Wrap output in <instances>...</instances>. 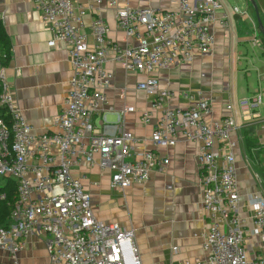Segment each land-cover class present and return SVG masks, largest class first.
<instances>
[{
  "label": "built area",
  "instance_id": "2783aa9c",
  "mask_svg": "<svg viewBox=\"0 0 264 264\" xmlns=\"http://www.w3.org/2000/svg\"><path fill=\"white\" fill-rule=\"evenodd\" d=\"M27 1L36 4L52 32L50 45H67L72 76L64 108L53 118L56 130L36 134L0 64V107L10 115L6 119L0 114V177L15 179L18 187L11 223L0 226V253L8 258L3 264H26L19 254L31 236L47 237L48 264H143L134 228L99 219L91 193L74 170L81 161L107 168L111 187L124 192L148 182L155 169L170 163L159 149L174 147L179 136L200 142L196 159L207 221L197 234L204 252L197 264H264V197L256 189L249 192V215H241L233 115L215 119L203 92L163 88L157 77L149 76L138 88L152 96L140 120L153 124V148L137 151L125 126L133 108L114 107L106 93L114 82V72L105 67L110 54L127 72H152L192 62L196 52L212 51L214 24L225 29L229 24L219 0H177L174 9L124 6L119 0H88L87 5L75 0ZM104 2L115 9L128 40L137 39L138 44L109 39L110 26L100 13ZM87 15H92V41L85 29ZM253 42L263 44L260 33ZM179 95L190 105L174 104ZM261 102L258 95L241 105L255 111ZM4 198L1 194L0 200ZM252 237L258 247L250 255L246 242Z\"/></svg>",
  "mask_w": 264,
  "mask_h": 264
},
{
  "label": "crops",
  "instance_id": "0c3cea01",
  "mask_svg": "<svg viewBox=\"0 0 264 264\" xmlns=\"http://www.w3.org/2000/svg\"><path fill=\"white\" fill-rule=\"evenodd\" d=\"M176 1L119 0L124 6L161 9L176 8ZM240 1L245 6V2ZM247 1L243 12L239 8L236 11L224 7L229 18L228 28L215 23L213 50L196 52L192 62L152 72H127L110 54L105 64L114 72V82L106 90L109 101L116 108H133L126 116L125 126L136 140L137 151L153 148V124L140 120L152 96L138 88L139 82L149 76L157 77L163 88L180 93L203 92L212 104L211 117L215 119L233 115L240 213L245 217L249 215V192L256 189L264 197V41L261 46L253 42L260 30L254 7ZM75 2L78 5L89 3L88 0ZM256 2L264 21V0ZM100 13L110 26V40L121 45L138 44L137 39L128 40L119 27L115 9L108 8L104 2ZM0 17L12 40V57L4 67L21 112L36 134L55 131L53 118L64 108L72 76L67 45L61 41L50 45L52 32L43 24L41 11L34 2L0 0ZM91 19L92 15L85 17L90 41L93 40ZM258 95L262 102L255 111L243 109V100ZM178 97L174 104L190 105L188 99ZM227 104L231 105V110L227 109ZM109 118L115 116L110 114ZM199 147L200 142L179 136L174 147L159 149L170 158V163L155 169L148 182L134 184L124 192L111 187V171L107 168L81 161L74 170L91 193L92 209L99 219L134 228L143 264H197L204 257L201 239L197 236L207 221L196 159ZM170 185L172 188H168ZM39 241L36 236L29 237L27 247L19 254L23 263L48 264L47 240L43 241L44 245ZM37 243L39 256L29 250ZM246 246L252 255L258 247L257 238H250ZM7 261L0 253V262Z\"/></svg>",
  "mask_w": 264,
  "mask_h": 264
},
{
  "label": "trees",
  "instance_id": "16d2710c",
  "mask_svg": "<svg viewBox=\"0 0 264 264\" xmlns=\"http://www.w3.org/2000/svg\"><path fill=\"white\" fill-rule=\"evenodd\" d=\"M261 37H262V40L264 41L263 34H261ZM11 57H12V40L5 27L3 19L0 17V64L2 66L7 65ZM0 114L6 119H8L10 116L1 107H0ZM1 194H4L5 198L0 200V226L6 227L11 223L9 220V215L12 211L14 203L16 202L18 198L17 181L13 178L4 179L3 185L0 187V195ZM0 264H3V263L0 262Z\"/></svg>",
  "mask_w": 264,
  "mask_h": 264
},
{
  "label": "rangeland",
  "instance_id": "374dc122",
  "mask_svg": "<svg viewBox=\"0 0 264 264\" xmlns=\"http://www.w3.org/2000/svg\"><path fill=\"white\" fill-rule=\"evenodd\" d=\"M245 3V6L242 5V1L240 0H219V2L223 5V7L227 8L228 10H233V8H239L240 9V12H243L245 7H246V4H247V0H243ZM260 35H261V32L259 31ZM253 35V33H251ZM253 39V38H252ZM3 183V178L0 177V185ZM120 201H118L117 204H119ZM47 237H43L40 239L39 242H42V245H44V242ZM48 238H52V236H48ZM38 243L36 245H33L29 250L36 256H39V253H38ZM42 258V256H40Z\"/></svg>",
  "mask_w": 264,
  "mask_h": 264
},
{
  "label": "water",
  "instance_id": "95a60500",
  "mask_svg": "<svg viewBox=\"0 0 264 264\" xmlns=\"http://www.w3.org/2000/svg\"><path fill=\"white\" fill-rule=\"evenodd\" d=\"M249 1L251 2V4L254 7L256 18H257V22H258V26H259V30H260L261 34L264 35V22L262 20L261 14H260L259 6H258L256 0H249Z\"/></svg>",
  "mask_w": 264,
  "mask_h": 264
}]
</instances>
